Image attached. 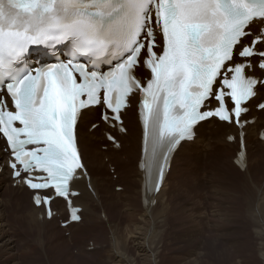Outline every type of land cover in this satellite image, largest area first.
I'll list each match as a JSON object with an SVG mask.
<instances>
[{
  "label": "snow or ice",
  "instance_id": "snow-or-ice-1",
  "mask_svg": "<svg viewBox=\"0 0 264 264\" xmlns=\"http://www.w3.org/2000/svg\"><path fill=\"white\" fill-rule=\"evenodd\" d=\"M257 68L264 73V0H0V140L12 175L49 218L56 196L79 221L71 198L87 175L82 111L96 108L124 132L122 113L138 99L139 167L158 193L200 122L243 126L251 108L264 110L254 99L264 77L246 71Z\"/></svg>",
  "mask_w": 264,
  "mask_h": 264
},
{
  "label": "rangeland",
  "instance_id": "rangeland-1",
  "mask_svg": "<svg viewBox=\"0 0 264 264\" xmlns=\"http://www.w3.org/2000/svg\"><path fill=\"white\" fill-rule=\"evenodd\" d=\"M102 135L104 136V133L100 132L99 136L102 137ZM209 138L210 144H213L214 135L209 136ZM252 144L253 142L249 141L247 153L248 149L253 146ZM105 149L106 146L99 145V150L105 151ZM87 156L89 158L91 155ZM229 157V155L223 157L222 161L217 159L216 161L210 160L207 162L203 159L201 164L195 162L196 164H193L192 168L189 167L190 169L186 166L185 162L187 160L177 159L172 163L174 168L170 174L169 183L162 197L163 199L159 200L161 206H158L157 200L153 199L154 204L150 208L152 209V215H150L152 219L150 217L148 222L151 223L154 219L159 221L160 225L155 224V228L153 227L154 225H150V227L148 225L146 229V233L148 232V235H146L149 238L148 245L152 244V246L151 244L149 245V248L151 254H154V258H150L152 260L151 263H148L147 260L146 263L143 261V264H264V242L262 240L264 238V234L262 236L264 231L262 230L264 229L262 227L264 226V163L261 166H255L251 172L252 174H250L251 176H249L250 180L247 181L244 178L245 173L242 174V171L239 172L236 167H232L231 160L230 162L228 160ZM101 158L104 157L101 156ZM103 160L104 162L100 164L102 168L99 172L104 183H107L108 179L112 183L116 182L114 184L123 186V188L126 187V184L120 179V169L123 168V170L128 172L132 167L125 166L118 170L116 164L109 163L108 158ZM113 161L115 162V158ZM104 175L107 177H104ZM253 185L256 188L258 187V189H252L254 188ZM185 186H188V189ZM120 189L121 187H111L110 192L114 191L115 194H121L122 191L120 192ZM259 189H261L260 192ZM125 190L126 193L123 194L130 195L126 199V203H130L132 200V203L134 202L132 210H137L138 206H136L137 202L136 198H134L136 197V187L132 191L127 190V188ZM258 192V197H261V201L258 206H255V202L252 199ZM13 200L14 197L10 198L9 202L6 201L7 204L5 202V206L0 208V213L2 214V216L0 215L2 222L0 227L4 226L1 227L2 229L0 228L2 235L6 233L5 240L8 242L13 240L11 241L13 245L11 253H1L0 262L10 259L12 264H114L113 262L111 263V260L106 263L108 260H104L103 253H97L99 249H94L96 254H91L93 248H96L97 245H102L104 248L105 245L102 241L109 240L108 233L110 231H107L108 226H105V222L100 220V226L83 223L80 226L61 227L60 223H64L65 215L60 216L57 213L53 216V220L46 221L48 223L47 226H39L38 229L33 228L32 230L27 228L25 230L24 216L28 214L29 201L27 199L26 203L21 206H14ZM106 200H108V197ZM262 201L263 203L261 204ZM259 204L261 205L259 206ZM23 206L24 208H22ZM155 207H157L156 213L158 212L156 215H154L155 211H153ZM23 209L25 210L23 211ZM111 210L112 213H110L109 217L112 223L110 225L119 223L120 231L123 230L122 234H124L122 235L123 238L121 237V243L125 242V240L129 242L131 237L125 231L128 220L122 214L119 215L121 218L118 217L119 208L117 210L111 208ZM104 211L108 215L105 208ZM251 211H253V214ZM121 212L123 213V209ZM23 213H25L24 216ZM18 214H22V219ZM14 215L17 217L15 216L14 218ZM124 215L126 216V214ZM132 216L137 218V216ZM257 217L262 218L258 221ZM16 220L18 223H16ZM259 226L261 227L259 228ZM87 229H90L89 232L91 233L87 232L83 236H81V233H77V231L81 232V230L85 231ZM3 230L5 231L3 232ZM150 231H154L152 232L153 235L150 234ZM260 231L262 232L259 234ZM52 232L56 234H52ZM52 235H54V238ZM98 235L99 237H96ZM63 239L64 241L66 240L65 245H61L59 253L57 252L58 247L54 253L51 250H47V248L50 249L51 246H55L53 243L56 244L57 241L59 243ZM81 239L83 244L78 243ZM60 244L58 245L59 247ZM86 244H89V246L85 248ZM129 248L130 246L125 248L126 256L133 260L132 262L129 260V263L142 264L139 261L141 258ZM86 249H89V251ZM120 251L124 252L122 247H120ZM45 254L51 256V258L47 259Z\"/></svg>",
  "mask_w": 264,
  "mask_h": 264
},
{
  "label": "bare ground",
  "instance_id": "bare-ground-1",
  "mask_svg": "<svg viewBox=\"0 0 264 264\" xmlns=\"http://www.w3.org/2000/svg\"><path fill=\"white\" fill-rule=\"evenodd\" d=\"M251 74H254L256 76H260L261 72L258 69H256L254 73L251 70ZM262 97H263V91H259L258 95L254 99L261 100ZM254 108L255 107L251 108L250 111L245 115L247 117V120L252 119L253 123L247 124L242 129V131L244 132L243 143H244V151H245V157H246V167L242 171V174L245 173L244 178H246L247 181L250 180L249 176H251L250 174H252L251 172L253 171L255 166H261L264 163V141H261L258 139L259 130L264 129V125H263L264 110L256 111ZM122 116H123V122H124L123 126L126 129V131H124L123 134L116 131L115 128H110L107 125L100 122L99 113L97 112L96 108L87 109V110L83 111L81 114L80 120L77 124V143H78L79 151H80L82 159H83V163L86 166L87 180L85 179V176L78 179L76 182L77 187L73 189L75 191H78L79 195L77 197L72 198V201H73L72 205L81 208V211L79 214L81 219L77 224L71 223L68 226L69 227L80 226L83 223H88L90 225L97 224L100 226V220H101L102 222H105L106 227L108 226L107 231H110L109 232L110 235L108 233L109 240L102 241L103 244L105 245V247L103 248L102 245H100V246L97 245L96 248L92 249L93 252L91 254L95 253L94 249H99V251L97 253H100V252L103 253L102 256H103L104 260L105 261L108 260L106 263H108L111 260V263L113 262L114 264H130L129 260L131 262L133 260L131 258L129 259L126 256V251H125V248H128V246H130V248L134 251V253L141 258V260H139V261L142 264H143V261H144V263H146L147 260H148V263L149 262L151 263L152 260H150V258L153 259L154 254L153 255L151 254V251L149 248V245L151 243L148 245L149 238L147 237L148 232L146 233V229H147L148 225H149L148 227H150V225H152V226L154 225L153 227L155 228V224L158 225L160 222L155 221L154 219H153V222H151V223L148 222V220H150V217L152 219V216H150V215H152L151 214L152 209L142 208L141 207V201L143 198H146L148 200L153 198L154 200H157L158 206L160 205L159 200L163 197V195L165 193L167 184L169 183V180H170L169 179L170 174L173 171L174 167H172V164L170 165V169L167 173L166 180H164L160 191L157 194H154V195L147 194L145 196L144 191H143V186L145 184V173L139 167V164L141 161L140 160L141 127H140V123H139L138 117H137V99L132 100L131 106L128 107L126 110H124V112L122 113ZM94 123L95 124L98 123V126L94 130H90L89 129L90 126H92ZM103 131L111 133L114 136V138H116V142L119 145L118 148H114L111 144L107 143L105 141L104 136H102V137L99 136V133L103 132ZM212 135H214V141H213V144H210L209 136H212ZM230 136H233L234 140L232 142H229L227 140ZM95 138H96V141H95ZM247 139H248V147H247ZM249 141L253 142V144H252L253 146L250 147V149H248V153H247V148H249ZM99 145L106 146L105 151L99 150ZM229 145H231L234 149ZM3 149H4V145H3V142L0 140V169H1V173H0V208L4 207L5 206L4 203L6 201L9 202L10 198H12V197H14V200H13L14 206H17V205L21 206L22 204L26 203V201L28 199V201H29V206L27 208L28 214H27V216H24L25 213H23L24 220H25L24 226L26 227V228L24 227L25 230L27 228L32 230L33 228L38 229L39 226H41V227L47 226L48 223L44 219V213H43L42 208L41 207L35 208L30 202L32 193H30L25 188H23L21 185V182H19L18 179L17 180H11L10 179V177H9L10 172L6 167L7 153H5L3 151ZM87 149H88V151H87ZM237 151H238L237 129L232 124L227 125L224 123H218V122L211 119L209 121L202 122L196 126L194 138L191 141L182 143L178 147V149L176 150V152L173 155L172 163L177 159H181L183 161L187 160L185 163H186V166L188 167V169H190L189 167L193 166V164H196V163L201 164L203 162V159H205V161H207V162L210 160L216 161L217 159L222 161L223 157H226L227 155H229L230 157L228 160H229V162L231 160V163L233 165V166L232 165L231 166L234 168L236 166L234 165L233 161L235 159ZM86 154L91 155V156L88 158V156ZM101 156H103L104 158H101ZM106 158L109 159V163L116 164L118 170L121 167H125V166L126 167L128 166L129 168L132 167L130 169V171H128V172L123 170V168L120 169L121 170L120 171L121 172L120 179L122 182H124L126 184V187L123 188V186L114 184L116 182L112 183L111 180H108V179H107V183H104V180L101 177L102 175H100L99 171L102 168V166L100 164H102V162H104L103 159H106ZM114 158H115V162L113 161ZM104 166L107 167L105 164H104ZM105 167H103V169H105ZM237 170L239 172H241V170H239L238 168H237ZM104 177H107V176L104 175ZM248 183L250 184V182H248ZM13 185H14V188H13ZM121 185H122V183H121ZM111 187H121V191H122V192L120 191L121 194H115L114 191L110 192ZM135 187H136V197H134V198H136L135 199L137 202L136 206H138V208H137V210L133 211L132 207H134V205H133L134 202L132 203V200H131L130 203L129 202L126 203V199L130 195H124L123 193H126L125 188H127V190H129V191H132V190H135ZM186 187L188 189V186H185V188ZM253 187H254V185H253ZM255 188L256 187H254L252 189H255ZM256 189H258V187ZM260 191H261V189H259V192ZM259 192L256 193L255 197H253V199H252L255 202V206H258V203L261 201V199H260L261 197H258ZM107 197H108V200H106ZM7 202H6V204H7ZM262 203H263V201L261 202V204ZM261 204H259V206ZM51 205L53 207V210L57 211V213L60 216L65 215V219H64L65 221L68 219V216L66 214L65 203L63 200L56 198L53 200ZM7 207H9V206H7ZM250 207L252 208V206H250ZM22 208H24V206ZM104 208L107 210L108 215L105 214ZM111 208L116 209V210H117V208H119L120 213H118V217H120L119 215L122 214L123 217H126V219L128 220L127 226L125 227L126 228L125 231H126V234L130 235V237H131L129 242L127 240H125V242L123 241V243H121V239L123 238L122 235H124V234H122L123 230L120 231L121 227H120L119 223H115L113 225H110V223H112V222H110L111 219L109 217L111 215L110 213H112ZM122 209H123V213L121 212ZM156 209H157V207H155L153 211H155ZM261 209H259V210L261 211ZM14 210H15V208H14ZM24 210L25 209H23V211ZM156 211L154 212V215H156L158 213V212L156 213ZM252 212L253 211H251V213ZM215 213H216V211H215ZM124 214H126V216ZM0 215L2 216L1 213H0ZM19 215L20 214H18V216ZM102 215H103V219H102ZM132 215L137 216V218H134ZM254 215H256V214H254ZM15 216L16 215H14V218H15ZM21 216H22V214L20 215V218H21ZM163 216H165V215H163ZM261 216H263V215L261 214ZM260 218H262V217H260ZM260 218H258V221ZM52 220H53V218H52ZM159 220H162V219H159ZM251 221L253 222V220H251ZM16 223H18V221ZM1 224H2V222H1V217H0V225ZM123 226H125V225H123ZM90 227H92V226H90ZM260 227L261 226H259V228ZM262 227H264V226H262ZM1 229H0V254L4 253V252L11 253V251L13 249V245H12L11 241H13V240H11L12 239L11 238L10 242L6 241L5 240L6 233H5V235H2ZM89 230L90 229H87L85 231L81 230V232L77 231V233L78 234L81 233V236H83V235H86L85 233L89 232ZM262 230H264V229H262ZM4 231L5 230H3V232ZM63 232H65V231H63ZM150 232H151L150 234L153 235L152 232H154V231H150ZM261 232L262 231H260L259 234ZM263 232H262V236L264 234ZM54 233L52 232V234H54ZM89 233H91V232H89ZM47 234H48V232H47ZM126 234H125V236H126ZM141 235H143V236L141 237ZM52 236L54 238V235H52ZM96 237H99V235ZM66 239L69 240L68 238H66ZM45 240H46V238H45ZM55 240H57V239H55ZM262 240L264 242V238ZM48 241H50V240H48ZM65 241H64V239H63V241L60 240L59 243L57 241L56 244L53 243L55 245L54 247L51 246V248L49 247L50 249L47 248V250H51L54 253V251L58 247L57 252L59 253L61 245L62 246L65 245ZM78 243L83 244V240L81 239L80 241H78ZM59 244H60V247L58 246ZM263 244L261 243V245H263ZM86 245L87 246H85V248L89 246V244H86ZM14 246H15V244H14ZM151 246H152V244H151ZM26 247H28V246H26ZM120 247H122V250L124 251L123 253L120 251ZM86 250L89 251V249H86ZM78 254H80V253H78ZM80 255H82V254H80ZM136 255H135V257L137 258ZM45 256L47 257V259L51 258V256H49L47 254H45ZM0 264H12V260L5 259V260L1 261ZM14 264H16V263H14Z\"/></svg>",
  "mask_w": 264,
  "mask_h": 264
}]
</instances>
